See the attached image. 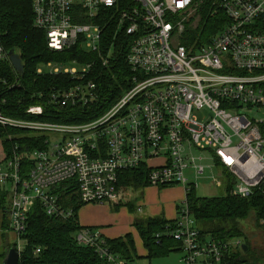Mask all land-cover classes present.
I'll return each mask as SVG.
<instances>
[{
  "label": "built area",
  "instance_id": "1",
  "mask_svg": "<svg viewBox=\"0 0 264 264\" xmlns=\"http://www.w3.org/2000/svg\"><path fill=\"white\" fill-rule=\"evenodd\" d=\"M31 7L33 25L45 32L50 50L79 45L97 55L89 62L38 65L37 74L68 78L63 86L49 90L48 104L88 107L82 114L102 111L81 123L5 114V94L20 87L21 77L0 33V65L8 62L13 72L12 78L0 77V126L46 137L45 147L23 150L15 145L0 162V187L7 190L10 205L8 231L17 252L23 247L20 236L35 199L48 215L73 214L58 203L53 193L57 185L73 180L83 203L118 204L119 174L145 166L147 187L181 184L187 194L196 184L188 183L185 170L204 172L193 148L213 153L233 180L232 194L264 195V123L241 110L264 107V30L256 25L264 20V0H219L223 26L209 41L193 46L185 45L183 36L199 20L194 0H31ZM106 24L113 26V36L129 39L125 61L131 75L129 88L102 109L106 97L96 79L103 73L96 68L108 69L117 61L113 43L106 45ZM43 66L50 69L44 71ZM43 107L32 104L25 113L41 115ZM203 110L207 114L200 119L197 113ZM153 159L161 163L150 165ZM213 183L222 186L217 177ZM136 211L142 212V206ZM174 220L175 228L168 234L183 251L181 264H239L231 253L242 244L202 237L186 196ZM260 225L264 231V216ZM76 241L92 247L108 264H126L107 252L95 229L82 226Z\"/></svg>",
  "mask_w": 264,
  "mask_h": 264
},
{
  "label": "trees",
  "instance_id": "2",
  "mask_svg": "<svg viewBox=\"0 0 264 264\" xmlns=\"http://www.w3.org/2000/svg\"><path fill=\"white\" fill-rule=\"evenodd\" d=\"M196 13L199 16L194 28H186L183 43L187 46L199 45L209 41L223 26L225 14L219 7V0H194ZM257 28L264 30V20H258ZM106 45L113 43L112 55L116 63L109 65L108 69L97 66L103 76L96 79L98 87L103 89L106 102L102 109L111 106L121 94L129 88L128 78L131 70L127 67L125 57L129 39L123 35L113 36V26L106 24ZM0 33L6 50L14 49L23 63V76L20 78V87L5 94L7 107L4 113L20 119H33L55 123H81L93 119L98 113L88 114V107L71 108L48 104L49 90L53 87L63 86L67 77L62 75L37 74L36 68L48 61L68 63L72 60L78 62L93 61L97 59L96 53H87L79 45L64 51H52L47 47L46 35L33 25L31 0H0ZM106 48V46H105ZM100 65V64H99ZM8 62L0 65V77L12 78ZM92 77V75H90ZM32 104L43 105L41 115L29 116L25 109ZM81 113V115H80ZM95 113V114H94ZM45 135L26 129L6 128L0 126V143L4 158L8 157L13 146L23 150L45 147ZM3 158V159H4ZM25 166L28 162L24 163ZM216 164L219 163L216 161ZM148 167L123 171L119 174L120 190L133 188L143 189L147 186ZM226 194L214 197H197L191 188L186 194V201L190 213L193 215L201 236L209 235L216 240H228L243 236L247 250L241 247L231 253L235 263L264 264V255H250L246 237L241 229L240 222L246 221L250 215L260 224L264 216V195L258 191L248 197H240L230 191L233 180L226 173ZM53 193L58 203L64 208H70L73 214L67 217H56L46 214L43 204L35 199L27 213L25 231L20 238L23 247L19 253L18 264H108L92 247L82 245L76 241V235L82 227L77 219L78 210L85 204L80 200L77 184L70 180L55 187ZM117 206L120 204H116ZM115 205V206H116ZM8 192L0 187V264L9 247H15L14 241L9 242L13 235L8 231L9 223ZM129 206V203H128ZM133 206H130L132 208ZM144 248L147 258L166 256L172 251H179V243L168 232L175 228V220H168L163 216L136 219L133 222ZM103 246L112 256L123 260L126 264L133 263L138 257L135 241L131 233L116 238H103ZM40 252L36 253L35 249Z\"/></svg>",
  "mask_w": 264,
  "mask_h": 264
},
{
  "label": "rangeland",
  "instance_id": "3",
  "mask_svg": "<svg viewBox=\"0 0 264 264\" xmlns=\"http://www.w3.org/2000/svg\"><path fill=\"white\" fill-rule=\"evenodd\" d=\"M198 16V15H197ZM205 43V42H203ZM42 70L46 71L50 69L48 66L41 67ZM245 114H247L249 117L257 120H262L264 123V107L259 108H251L248 109L247 107L241 108ZM199 118L202 119L207 113L206 110L201 111L200 113H197ZM192 154L195 157H201V160L199 161L204 166V172L202 175H195L191 170L186 169L184 174L185 177L188 180V183L193 182L196 184V187L192 188L194 189V193L197 197H214V196H222L226 194L225 185L227 184V177H226V171L221 165L216 164L215 157L213 153L210 150L207 149H198L193 148ZM4 158V152L2 145L0 143V162ZM217 177L222 181V186H215L213 183V178ZM178 185V184H177ZM181 185V184H179ZM170 186L160 187L158 189H166ZM144 189H136L133 188L129 189H123L122 192V203L125 202H131L134 206V209L129 212V209L126 208L124 205H114V203L111 202H103L101 204H91V203H85L79 212H83L85 214L86 218H90L92 216L100 217L104 219L105 221L109 222L111 226L117 225L115 221L123 220V224L126 225L128 233H132L137 245V254L140 257H137L133 264H181L180 258L183 255V251H172L166 256L161 257H153V258H147L144 256H141L143 254V250L141 249V244L138 238L134 235V225L131 226L132 221L140 218H147L148 215V209L145 208L146 203L144 200L148 196L145 195L144 198ZM179 192V191H177ZM180 193V192H179ZM150 196V195H149ZM144 198V200H143ZM168 200V195L166 196ZM181 196L177 195L176 193L172 196V202L173 205H176L177 211H175V219L179 218V209L183 205V201H180ZM124 201V202H123ZM146 201V200H145ZM180 201V202H179ZM147 202V201H146ZM153 205L155 204L157 207H159L158 211H161L157 214V216H162L164 213L163 206L165 204V200L162 199V197L157 198V196H154L153 201H150ZM149 203V202H147ZM120 204V203H118ZM138 205H141L144 209L143 213H139L135 210V207ZM119 213V218H110V216L115 215ZM165 214V213H164ZM82 222V219H81ZM108 223H104V225L100 228L109 227L110 225H107ZM241 229L243 231L244 236L246 237V242L249 247V252H244L243 255L246 257H249L250 255H257L261 256L264 255V231L260 224L254 219L253 215H250L246 221L240 222ZM200 223H197V227H200ZM1 234L2 231L0 230V246L1 244ZM206 237H210V234L206 235ZM231 243L240 242L241 244H244L245 238L243 236L234 237L232 239H229ZM13 239L10 237L9 242H12Z\"/></svg>",
  "mask_w": 264,
  "mask_h": 264
},
{
  "label": "crops",
  "instance_id": "4",
  "mask_svg": "<svg viewBox=\"0 0 264 264\" xmlns=\"http://www.w3.org/2000/svg\"><path fill=\"white\" fill-rule=\"evenodd\" d=\"M157 163H161V160L160 159L150 160V165L157 164ZM143 189H144L143 190L144 198H145V195L148 196V200H147V198L145 200L147 202H149V203H147L144 200V198H143V200L146 203L145 208L148 209V211H149L148 215L150 217H157V214L161 212V211L157 212L159 207H157L155 204L153 205L150 202V201H153L154 196H157V198L162 197V199L166 201L164 206H163V210H164L165 214L163 213L162 216L164 218L168 219V220H174L175 219V211H177V207H176V205H173L172 196H173L174 193H176L177 195L181 196L180 201H184L186 194H185V190H184L182 185H179V184L178 185H173V186L167 187L166 189H164V188L163 189H158V188H155V187H149V186L147 187L146 186ZM177 191H179L180 193L177 192ZM167 195H168V200L166 198ZM119 203H120V205H124L125 207L127 206L126 208L129 209V212L134 209V206L132 205L131 202H125L123 204L122 203V199H121L119 201ZM128 203H129V206H128ZM91 204H96V203H91ZM98 204H101V203H98ZM114 205H116V204H114ZM130 206H133V207L130 208ZM80 209L77 212V219L79 221V224L81 226L89 227V228H92V229H95V230L99 231L103 238H116V237H120V236H123V235L128 233V232H126L127 231V227H126L125 224H123V220H119L118 219L117 221H115V223H117V225L111 226L109 224V222L105 221L104 219H102L100 217L92 216L90 218H86L85 214L83 212H79ZM135 210H136V207H135ZM143 212H144V209L142 207V212L141 213H143ZM110 218H119V213L110 216ZM81 219H82V222H81ZM133 222L134 221H132L131 226L133 225ZM104 223H108L107 225H110V226L109 227H105V228H100V227H102L104 225ZM133 229H134V235L140 241L141 249L143 250V254L141 256L147 257L146 256L147 255V251H146V249L143 246L142 240H141L137 230L135 229V227ZM132 236H133V234H132ZM133 239H134L135 244H136V240H135L134 236H133ZM135 247H136V252H137V245ZM138 257H140V256L138 255Z\"/></svg>",
  "mask_w": 264,
  "mask_h": 264
},
{
  "label": "water",
  "instance_id": "5",
  "mask_svg": "<svg viewBox=\"0 0 264 264\" xmlns=\"http://www.w3.org/2000/svg\"><path fill=\"white\" fill-rule=\"evenodd\" d=\"M8 56L13 68L22 77L24 67L19 54L14 49H10L8 51ZM242 248L244 251L247 250V246L245 244L242 245ZM18 260H19V253L15 250L14 247H9L6 250V255L2 261V264H18Z\"/></svg>",
  "mask_w": 264,
  "mask_h": 264
}]
</instances>
